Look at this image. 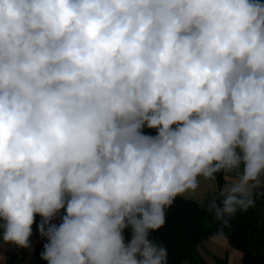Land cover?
<instances>
[{
  "label": "clouds",
  "instance_id": "obj_1",
  "mask_svg": "<svg viewBox=\"0 0 264 264\" xmlns=\"http://www.w3.org/2000/svg\"><path fill=\"white\" fill-rule=\"evenodd\" d=\"M221 173L227 224L264 196V0H0L3 243L39 216L47 264H168Z\"/></svg>",
  "mask_w": 264,
  "mask_h": 264
},
{
  "label": "trees",
  "instance_id": "obj_2",
  "mask_svg": "<svg viewBox=\"0 0 264 264\" xmlns=\"http://www.w3.org/2000/svg\"><path fill=\"white\" fill-rule=\"evenodd\" d=\"M148 134H155L153 129H145ZM218 189L215 200L219 203L218 192L224 185L223 173L217 175ZM246 211L237 212L224 224L215 218L214 211L201 207L196 201L178 197L172 207L167 209L166 223L152 238L162 243L168 250V264H207L198 253L197 246L208 237L223 232L229 244L242 251V264H264V201H257ZM40 217L36 216L32 226L35 239L33 256L40 262L46 238L39 234L37 225ZM225 264L224 259H218Z\"/></svg>",
  "mask_w": 264,
  "mask_h": 264
},
{
  "label": "crops",
  "instance_id": "obj_3",
  "mask_svg": "<svg viewBox=\"0 0 264 264\" xmlns=\"http://www.w3.org/2000/svg\"><path fill=\"white\" fill-rule=\"evenodd\" d=\"M223 178L225 183V174H223ZM217 189L218 185L216 181L213 184V182H205L202 180L198 190L186 196V198L196 201L205 209L212 210L211 205L215 200ZM261 200L264 201V196H259L257 199V201ZM2 235L3 233H0V264H31L29 260H26L10 244L3 243ZM35 244V239L31 236L30 247L25 249L33 254ZM197 251L207 264H219V258L224 259L225 264H242V251L232 247L226 236L223 239H218V234L208 237L198 244Z\"/></svg>",
  "mask_w": 264,
  "mask_h": 264
},
{
  "label": "built area",
  "instance_id": "obj_4",
  "mask_svg": "<svg viewBox=\"0 0 264 264\" xmlns=\"http://www.w3.org/2000/svg\"><path fill=\"white\" fill-rule=\"evenodd\" d=\"M3 222L0 220V233H3ZM13 248H15L26 260H29L31 264H47V262H40L36 260L32 253L28 252L25 248H21L19 246L10 244Z\"/></svg>",
  "mask_w": 264,
  "mask_h": 264
},
{
  "label": "rangeland",
  "instance_id": "obj_5",
  "mask_svg": "<svg viewBox=\"0 0 264 264\" xmlns=\"http://www.w3.org/2000/svg\"><path fill=\"white\" fill-rule=\"evenodd\" d=\"M188 262H185V264H187Z\"/></svg>",
  "mask_w": 264,
  "mask_h": 264
}]
</instances>
